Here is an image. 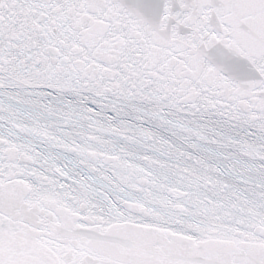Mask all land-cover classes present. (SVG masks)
I'll return each mask as SVG.
<instances>
[{
	"label": "snow or ice",
	"instance_id": "snow-or-ice-1",
	"mask_svg": "<svg viewBox=\"0 0 264 264\" xmlns=\"http://www.w3.org/2000/svg\"><path fill=\"white\" fill-rule=\"evenodd\" d=\"M0 264H264V0H0Z\"/></svg>",
	"mask_w": 264,
	"mask_h": 264
}]
</instances>
